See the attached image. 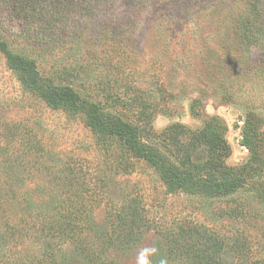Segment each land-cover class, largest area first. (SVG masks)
Wrapping results in <instances>:
<instances>
[{
  "label": "rangeland",
  "instance_id": "1",
  "mask_svg": "<svg viewBox=\"0 0 264 264\" xmlns=\"http://www.w3.org/2000/svg\"><path fill=\"white\" fill-rule=\"evenodd\" d=\"M252 4L260 17L244 31ZM0 38L42 79L134 126L157 161L93 131L84 113L50 108L0 51V264L45 249L87 264L83 246L101 264H136L151 247L152 264H188L170 247L187 232L217 240L223 264H264V0H0ZM188 174L238 187L178 188ZM70 201L79 240L42 239ZM133 205L138 224L122 230ZM120 232L135 242L107 243Z\"/></svg>",
  "mask_w": 264,
  "mask_h": 264
},
{
  "label": "trees",
  "instance_id": "2",
  "mask_svg": "<svg viewBox=\"0 0 264 264\" xmlns=\"http://www.w3.org/2000/svg\"><path fill=\"white\" fill-rule=\"evenodd\" d=\"M85 1V2H84ZM93 0H77V3H83L90 5ZM250 13L248 18L243 20L242 30L247 31L248 29H253L256 26V21L260 17L258 14L257 5H251ZM247 29V30H245ZM0 51L3 53L6 59V64L15 73H17L20 77V81L22 85L32 94L36 95L43 102L48 105L50 108L54 110H65L76 113H84L87 116V124L88 126L95 132L100 135H107L116 138L122 147L131 152L133 155L143 158L147 160L149 163L155 162V156L148 150L139 139L138 130L127 124L115 116L106 113L103 106L99 102L90 101L87 98L81 97L77 91H75L71 86H56L53 85L50 81L44 80L40 77L38 72L36 71L35 63L26 59L18 54L12 53L7 44L0 38ZM254 137H256L255 133L248 135L246 133L243 134L242 145L245 149L254 154ZM72 176L70 171L63 172L60 176V187H65L67 189V182ZM72 179V178H71ZM74 179V178H73ZM192 177L188 174L186 180L176 181L178 182V188L184 190H191L192 192H197L199 194V187L202 192H206L209 195L214 196H223L228 195L230 193H234L238 185L235 180H229L224 184H217L211 182V180H202L197 179L192 181ZM173 180L169 184V188L173 189ZM199 182L200 186H199ZM72 202H69L68 206H64V213L57 220L48 221L49 223L46 226H40L41 229V238L52 237L57 238L58 241L64 243L68 242L70 244H74V241L79 240L80 236L74 234L75 222L74 219H71L70 214H72V208L69 207ZM30 208L27 206L26 209ZM60 207L58 210H61ZM32 211L31 209H29ZM124 217L123 221V229L124 230L128 225H136L138 224L137 214L138 211L134 207H127L123 210ZM33 215V214H30ZM29 215V216H30ZM36 215V214H35ZM30 219H36L35 217L30 216ZM41 219V218H39ZM33 222L35 223V221ZM42 222H40L41 224ZM46 226V227H45ZM89 226V223H88ZM91 228V227H90ZM130 233V232H128ZM121 234V235H120ZM116 237L118 238L116 241H111L108 239L107 243L112 244V246L118 247H128L131 245V242H135L131 235L126 234L125 232H120ZM102 239H104V235L100 234ZM115 238V237H114ZM171 249L174 250V253H178L179 257L183 258L185 262L188 264H223L221 256L219 255V246L217 240L212 239L210 242L208 238H204L198 232H187L183 237L175 236L171 239ZM115 243V245H114ZM240 245V244H236ZM241 245H243L241 243ZM238 248H242V246ZM115 246V247H116ZM84 256L87 259V264H98L99 259H95V255L91 246L89 248L79 247ZM47 249L38 252L36 257L21 261L18 264H62L64 258L59 253L54 251H46ZM57 258V261L55 260ZM15 264V263H14ZM101 264V262L99 263ZM103 264V263H102ZM106 264V263H104ZM241 264V263H240Z\"/></svg>",
  "mask_w": 264,
  "mask_h": 264
},
{
  "label": "clouds",
  "instance_id": "3",
  "mask_svg": "<svg viewBox=\"0 0 264 264\" xmlns=\"http://www.w3.org/2000/svg\"><path fill=\"white\" fill-rule=\"evenodd\" d=\"M157 253L158 249L156 247L140 249L136 257V264H152L151 258L154 257ZM159 264H168L167 258L160 257Z\"/></svg>",
  "mask_w": 264,
  "mask_h": 264
}]
</instances>
